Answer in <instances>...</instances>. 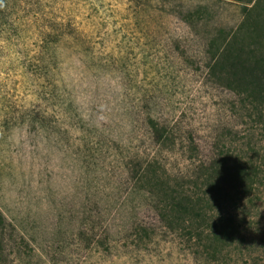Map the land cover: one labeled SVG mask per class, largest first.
Wrapping results in <instances>:
<instances>
[{
  "label": "rangeland",
  "instance_id": "374dc122",
  "mask_svg": "<svg viewBox=\"0 0 264 264\" xmlns=\"http://www.w3.org/2000/svg\"><path fill=\"white\" fill-rule=\"evenodd\" d=\"M253 3L177 0L137 16L130 0H0V208L15 225L1 264H264V123L208 76L203 52ZM196 7L210 17L193 29L178 9ZM64 31L52 62L43 34ZM227 153L258 178L215 208L241 239L211 252L131 172L153 162L166 190L206 198L204 170Z\"/></svg>",
  "mask_w": 264,
  "mask_h": 264
},
{
  "label": "trees",
  "instance_id": "16d2710c",
  "mask_svg": "<svg viewBox=\"0 0 264 264\" xmlns=\"http://www.w3.org/2000/svg\"><path fill=\"white\" fill-rule=\"evenodd\" d=\"M177 0H130L141 16L147 7H155L159 11H167ZM253 3L244 5V17L236 27H217L207 36L203 49L207 56L208 76L221 83L242 97L243 103L252 106L260 122L264 123V0H234ZM180 18L191 28L205 22L208 9H178ZM46 29V27H45ZM54 32V31H53ZM43 34L40 48L53 62L59 55V46L68 40L72 34L62 32L50 40L47 33ZM52 37V35H51ZM147 125L151 136L156 142L164 143L170 139L165 125L152 116L148 117ZM153 162L145 166L137 165L132 170L138 184L163 192L162 213L171 223H190L194 234L199 240L205 241V246L211 252L217 250L216 242L234 243L241 239L240 226L233 215L216 213L215 208L222 211V203L231 193L249 192L258 178L257 167L250 159H245L230 153L220 155L204 170L207 186L206 198H195L175 189L166 190L162 178L152 167ZM209 193V194H207ZM207 195L211 196L207 198ZM214 212V213H213ZM15 229L0 208V264L5 256L6 233Z\"/></svg>",
  "mask_w": 264,
  "mask_h": 264
}]
</instances>
